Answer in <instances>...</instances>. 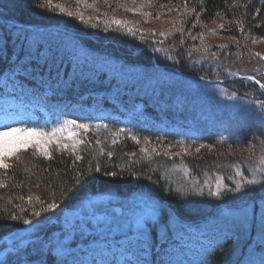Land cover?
Here are the masks:
<instances>
[{"label":"trees","instance_id":"obj_1","mask_svg":"<svg viewBox=\"0 0 264 264\" xmlns=\"http://www.w3.org/2000/svg\"><path fill=\"white\" fill-rule=\"evenodd\" d=\"M156 1L192 10L188 26L195 23L207 25L223 18L227 22L225 29L229 32L228 36L240 44L247 37L264 38V0ZM60 2L62 0H0V18L3 19H0V73L13 63H25L27 69L33 70L31 75L35 80L49 86L52 94L49 103L69 114L77 112L73 108L79 98L88 95L90 99V96L97 97L103 92L104 97L94 102H100L108 109L113 108L115 113L117 107L109 102L111 95L128 111L132 109L134 113L147 116L154 114L153 118L159 113L167 121L179 118L187 123L180 130L166 132V129L161 131L153 124L143 126L133 122L128 125L109 118H88L81 120L88 125L87 131L82 129L79 135L69 139L67 148L62 146L66 143H61L51 146L46 153L30 147L17 152L9 159L7 168L0 167V240L28 226L35 227L33 236L37 238L24 250L23 246H15L19 250L8 251L0 264H18L25 260L65 264L45 247L44 240L52 229L62 227L68 211H76L86 199L93 197L115 196L123 200L149 199L150 196L158 205H163L161 220H166L169 210H172L185 221H201L215 207L226 203L250 200L253 206H257L259 202H264V170L254 173L255 177L251 180H255V184L247 183L252 168L257 165L264 168V118L259 119L249 112L242 122L232 124L229 116L244 114L247 108L240 106V109L225 110L221 104L213 102L221 97L222 93L218 92L225 88L227 93L232 95L234 92L241 98L246 97L242 94L250 96L260 91L255 93L257 99L246 98L251 103H264V91L259 84L245 78H234L236 75L219 83L197 73L196 68L188 63L191 45L189 41H184V37L171 41L174 57L171 62L170 56H157L154 45L149 41L139 45L126 34H116L115 38L110 36L109 39V34L102 28H85L71 19H63L53 5ZM45 20L56 22H43ZM30 26L46 28L37 31ZM53 38L56 41H52ZM66 39L74 41L72 47L79 43L83 54L90 59L105 58L116 64H129L138 73L142 71L138 74L141 81L120 83L104 65L103 68L98 64L89 67L70 59L68 51L57 44V41L65 43ZM245 50L241 48L240 51L246 53ZM235 54L234 50L223 53L224 58H234ZM247 57L245 54V59H250ZM169 66L178 68L181 73L167 69ZM154 73L210 86L211 89L206 92H211L213 87L219 89L210 95L194 93L195 102L205 101L202 107L193 105L197 110L200 107L198 112L190 107L174 109L176 107L168 106L172 95L180 89L156 81L149 88V77L153 78ZM258 80L261 81L259 77ZM84 101L88 103V100ZM185 129L190 135L184 133ZM158 135L168 137L167 145L180 143L201 147H195L181 158L166 153L151 157L149 152H143L141 143L147 138L156 141L155 136ZM172 164L188 168V181L175 179L171 174ZM106 172H115L116 175H105ZM177 176L180 177L179 174ZM218 181L223 187L221 195H209L210 191H216ZM237 184L241 185L239 192L232 190ZM49 203L58 207L42 211ZM35 212H41V215L37 217ZM13 216L17 219L13 220ZM25 219L33 223L25 225ZM239 230L237 238L226 237L203 264H235L238 256L246 252L248 241L254 238L252 228V231ZM94 236L92 232L82 234L73 240L72 245ZM153 239L155 242L158 239L157 232H154ZM4 248L0 246V254Z\"/></svg>","mask_w":264,"mask_h":264},{"label":"rangeland","instance_id":"obj_2","mask_svg":"<svg viewBox=\"0 0 264 264\" xmlns=\"http://www.w3.org/2000/svg\"><path fill=\"white\" fill-rule=\"evenodd\" d=\"M54 4L57 12H59L58 14L62 16L63 19H71L73 23H77L79 26L85 28H102V31L109 34V39L111 38L110 36L115 38L114 35L116 34H126L135 39L137 41L136 43L139 45L149 41V44L154 45L157 56L163 55L171 57L169 62L174 59L171 54V41L177 37H184V41H189L191 45L188 54V63L196 68L197 73L209 76L211 80L229 78L239 74H252L259 77L264 84V38L247 37L245 42L240 44L238 40L228 36L227 33L229 32L225 29V24L227 22L223 20V18L216 19L207 25L195 23V25L192 24L188 26V20L192 10H185L184 6L162 4L156 0H107V2H105V0H62V3H53V5ZM54 7L53 9H55ZM50 11L49 9V12ZM68 12L73 13V15L69 16L67 14ZM80 16L83 17V20L80 19ZM116 20L122 21V23L117 24L115 23ZM43 22L49 23L56 21L45 20ZM53 40L56 41V38H53L52 41ZM73 42L74 41H69L68 39L65 40V43L57 41V44H59L64 51H68L67 53L70 59L81 61L82 64L90 65L89 67L98 64L99 67L103 68L102 65H104L108 67L109 73L117 77L120 83L125 81H130L132 83L138 80L141 81L138 74H141L142 71L138 73V70L134 67H129V64L121 62L116 64L111 60H104L105 58H99L98 60L90 59L83 54V48L79 43L75 42V47H72L71 44ZM241 48L244 50L246 49V53H241ZM231 50L236 51V56L234 58H227V56H225L224 58L223 53L225 51L231 52ZM245 54H247V58L250 59H245ZM221 71L224 75L219 74ZM169 76L154 73L152 75L153 78L149 77V88L155 84V81L159 84L164 83L167 86L173 85L178 87L177 89H180V92L177 91L176 95H178V93L180 94L178 96L172 95V101H170L168 106L176 107L174 109H182L185 107L194 108L193 105H201L200 107H202L205 101L202 99L195 102L194 93L198 95L202 92L204 95H210L219 89L213 87L214 89L211 90V92H206L211 89L210 86H205L190 79H180L178 77ZM141 85L143 84L141 83ZM218 93H222L221 97L213 102L221 104V106L227 110L238 109L240 106L247 108L244 114H239V116L234 117L229 116V120L232 124L242 122L244 118L246 119L248 117L249 112H253L252 116L254 117L259 119L264 118V109L260 107L263 102L257 104L251 103L249 100V98L254 100L256 98L255 93H260V91H255L249 94L250 96L242 94L249 98H241L234 92H232L231 95L227 93V89L225 88ZM166 95L169 96V94ZM199 109L197 110L194 108L193 110H197L198 112ZM159 119V123L163 125V127L157 126L147 119H141L139 123L143 126H152L151 124H153L154 127L160 128L161 131L166 128L168 132H172L178 128L175 124L176 122H167L165 119ZM64 124L65 123H61V120H57V127L55 128ZM168 124L173 125L168 126ZM53 126H55V124L40 105L29 104L15 99L14 97H0V131H5L7 127L21 129L35 127L43 129L45 132H50L54 128ZM47 127H51L50 130H48ZM81 130L82 129L70 125L65 126L62 132L57 133V137L53 139L52 143L45 145L46 152H48L49 148L53 145H59L61 143L67 144L68 140H72L76 134L79 135ZM71 132H74L75 135H70ZM155 137L156 141H151V138H147L141 143L142 148L147 149V151L143 152H149V156L151 157H153V155L166 153L169 156L173 154L181 158L186 155L188 151L194 150L195 147L196 149L201 147L200 145L180 143L171 146V143L168 145L165 144L166 140H169L166 135H158ZM18 139L23 140L24 136L20 135ZM44 139L48 138L45 137ZM30 148H35L40 152L46 153L35 145L30 146ZM23 149L26 148L21 146L19 150L12 155H6L3 158V163L8 164L9 159ZM170 149L173 152H171ZM172 165L171 174L174 175L175 179L180 178L181 181H188L190 178L188 168L181 164ZM254 166L255 165H253V167ZM262 170H264V168L258 165L256 168H252L250 170L251 178L249 180L255 177L254 173H262ZM178 174L180 177L177 176ZM221 191H223L222 186L220 187V192ZM135 199H132V203L128 198L122 200L115 196H101L86 199L82 205L78 207L81 214L78 215L79 217L76 216L78 220L74 223L75 227L72 228V226L68 224H62L60 228L53 227V234L50 232L51 234L44 240L45 247L51 249L53 252L63 251L65 247L71 246L69 242H73V240L80 237L82 234L87 235L92 231H96L99 232V240H97L100 246L91 249L89 252L87 250L80 259L71 258L72 262H68L67 264H114L115 262L117 264H129L128 261L123 262L124 259L131 255V251L127 249L126 241L128 238L131 239L133 243L137 241V239L138 242L142 239L146 241L150 225L156 226L157 230H160L162 233L166 231L165 227L161 226L162 224H159L157 221L158 213L155 211L154 214H150L149 207L145 206L144 202H138ZM148 200L152 205L158 203L150 196ZM119 206L123 209L121 214H117L115 211V208ZM262 214H264V202L258 203L257 206L245 205L243 209L234 210L231 213L226 212L216 217L214 221L217 222H212L211 226H221L223 224L225 231L229 232H232V228L231 230L229 229L232 224L239 225L240 229L245 231H250L252 228L256 235L255 241L264 244V233L261 232ZM71 217V215L68 216V221L72 220L70 219ZM169 219L171 220V218ZM226 220L230 224H226ZM171 223H173L172 220ZM173 226L174 223L172 224V227ZM64 228L67 231L63 230ZM187 228L189 229L190 239H202L206 241L207 236H205V232L198 231L194 227ZM218 228L221 227L218 226L216 229ZM103 229L105 233L111 234L109 239H106V236L102 235L104 234ZM59 230L62 231L60 232ZM239 231L240 230H238V234ZM117 232L127 235L118 238V240H114L115 238L113 237ZM32 240L34 239L29 238V241ZM27 241L28 239L23 236V233L18 232L0 240V246L26 244ZM253 249L256 251H249L246 259H243L240 264H264V250L260 251L257 248ZM142 254L147 255V252L142 250L140 255ZM169 254H171V252ZM193 255L194 253L188 252L189 257ZM59 257L61 258L62 256ZM113 257L116 258L117 261H115ZM192 262L196 264L198 261L194 259ZM184 263L185 262H181V264Z\"/></svg>","mask_w":264,"mask_h":264},{"label":"snow or ice","instance_id":"obj_3","mask_svg":"<svg viewBox=\"0 0 264 264\" xmlns=\"http://www.w3.org/2000/svg\"><path fill=\"white\" fill-rule=\"evenodd\" d=\"M105 2H107V0H105ZM67 14L69 16L73 15V13H71V12H68ZM0 15H2V13H0ZM80 19L83 20V17L80 16ZM115 23L120 24V23H122V21L116 20ZM49 71H51V70L49 69ZM248 79L251 80L254 78L248 77ZM256 83L260 84L259 81H256ZM260 87L264 88V84H260ZM260 107L262 109H264V103H262L260 105ZM69 125L73 126L75 128L84 129L85 131H87V129H88L87 124L78 123L77 120L69 119L65 122L64 125H61L58 128H53L50 132H45L43 129H38L35 127L23 128V129L16 128V127H7L5 131H0V167L7 168L8 165L3 163V158L6 155H12L16 151H18L21 146L27 148V147L35 145L37 148H40L41 150H44L46 152L45 145L52 143L53 139L57 137V133L62 132L64 130L65 126H69ZM20 135L24 136L23 140L18 139V137ZM70 135H75V133L71 132ZM45 137H47L48 139H44ZM80 143H83V141H80ZM62 146L64 148L68 147L67 144H64ZM143 151H147V149H143ZM97 171H99V169H97ZM105 175L115 176L116 173L115 172H111V173L106 172ZM94 179H99V177H94ZM247 183L248 184H255L256 181L255 180H248ZM220 187H221L220 182H217L216 191L215 192L210 191L209 195L220 196L221 195ZM232 190L239 192L241 190V185L240 184L235 185ZM57 207H58L57 204L49 203L47 205V209H42V211L55 209ZM149 210H150V214H154L156 211V208L154 205H150ZM34 214H35V216L39 217L41 215V212H35ZM12 219L15 220V219H17V217L13 216ZM32 223H33L32 220H29V219L24 220L25 225H31ZM74 227H75V225L72 226V228H74ZM261 232L264 233V214H262V216H261Z\"/></svg>","mask_w":264,"mask_h":264},{"label":"water","instance_id":"obj_4","mask_svg":"<svg viewBox=\"0 0 264 264\" xmlns=\"http://www.w3.org/2000/svg\"><path fill=\"white\" fill-rule=\"evenodd\" d=\"M117 210H118V211H120V209H119V208H118Z\"/></svg>","mask_w":264,"mask_h":264}]
</instances>
